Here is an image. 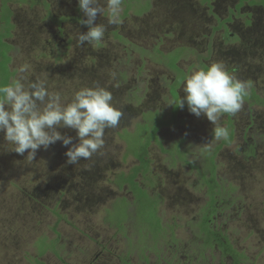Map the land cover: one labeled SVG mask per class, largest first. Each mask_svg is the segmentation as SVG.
Listing matches in <instances>:
<instances>
[{
  "label": "rangeland",
  "instance_id": "1",
  "mask_svg": "<svg viewBox=\"0 0 264 264\" xmlns=\"http://www.w3.org/2000/svg\"><path fill=\"white\" fill-rule=\"evenodd\" d=\"M257 3L264 0H123L120 23L109 25L103 13L96 21L106 26L103 40L81 46L77 34L87 29L76 0H0L2 43L11 46L7 55L0 46V84L27 64L30 80L46 76L66 101L81 87H106L123 113L105 130L104 148L75 165L66 164L60 142L29 159L0 134V264H231L216 250L198 254L211 235L204 232L209 217L244 252L239 264H264V104L250 93L264 97V8ZM213 62L248 85L241 109L220 117L232 136L218 150L226 138L212 139V123L186 104L176 107L185 77ZM161 120L169 127L156 139ZM123 132L148 143L141 185L149 195L138 203L118 177L132 180L139 165ZM207 183L216 184L214 195Z\"/></svg>",
  "mask_w": 264,
  "mask_h": 264
},
{
  "label": "clouds",
  "instance_id": "2",
  "mask_svg": "<svg viewBox=\"0 0 264 264\" xmlns=\"http://www.w3.org/2000/svg\"><path fill=\"white\" fill-rule=\"evenodd\" d=\"M87 31L77 34V44H99L106 32L98 16L107 12V23H120L123 0H76ZM27 64L6 84H0V134L18 156L27 153L34 159L38 151H47L57 142L66 149V164L75 165L90 159L105 146V130L115 128L123 113L113 105V95L106 87L94 83L75 91L66 101L59 91H50L47 78L30 80ZM115 78V73L111 74ZM248 85L226 70L223 62L193 70L185 77L181 109L196 117L204 115L212 123V139H225L227 127L219 123L222 114H235L243 104ZM61 129H70L75 137ZM211 139V140H212Z\"/></svg>",
  "mask_w": 264,
  "mask_h": 264
},
{
  "label": "trees",
  "instance_id": "3",
  "mask_svg": "<svg viewBox=\"0 0 264 264\" xmlns=\"http://www.w3.org/2000/svg\"><path fill=\"white\" fill-rule=\"evenodd\" d=\"M136 1H141V0H136ZM126 6H127L126 10H128L129 7H130V5H127L126 4ZM126 13H127V11L125 12V14ZM7 19L10 20V11L9 10H8ZM5 37H6V35L3 36L0 33V46H3V48H6V50H7L6 51V55H7L8 52L11 50V46L8 47L7 45H5V43H2V42H4ZM3 57H4V55L1 53V50H0V60H2ZM8 63H9V60H8ZM1 66H2V63H0V83L3 82V81H5V78L4 77H5V73H6V72H4V73L1 72ZM171 66L174 67V64H171ZM202 68H206V66H203L202 65ZM8 74H11V72H9ZM250 93H251V95L253 97H255L257 99V100L251 99L254 103L259 104V105L264 104V97L261 99L258 95H256L255 92H253V90ZM244 99H247V98H244ZM175 115H176V113L174 111L172 113V115H171L172 120H175ZM148 123H149L148 121L145 122V124H148ZM163 127H169V121H165V120L159 121V123L157 124V126L154 127L151 135L152 136H155L156 139H157V132L161 128H163ZM229 132L230 133H229L228 137L217 147V150H218L219 147L225 145V143H227V144L230 143V139H231L232 133H231V130ZM129 134L130 133L123 132L122 135H121V138L125 140V142L127 143V146H128V148H129V150H130L131 153H134L135 150L138 151L139 155L132 154V157L137 160V162L139 163V165L136 166V167H134L131 170V173L134 172V175L132 176V180H130L129 178L128 179H124L127 176V174L126 175H118V177L123 179V183H121V184H123V186L126 185L128 191L131 192L132 195L134 196V199H133L132 202L138 203V202H142L143 199L144 198H147L148 195H149L148 192H147V190H143L141 187H139L140 186L139 185V182L136 181V176L140 173V169H141L142 164H144L146 166V168L144 170L143 177H141V180H142L141 184H144L143 181L146 180V178L144 179V175L146 174V171H147L148 165H149V161L147 159V149H148V146L147 145H148V143H144L143 142V144L141 145V142L137 141L134 137H133L134 138L133 140H132V138L129 139ZM134 144H137V147L136 148L133 147ZM210 166L212 167V178H213L214 177V171H213L214 164H213L212 158L210 160ZM117 181H118V179H116V182ZM214 183H215V181H214ZM137 185H139V186H137ZM206 185L208 187L209 194L212 191V193L214 195V192L216 191L214 189H216L217 187H215V188H213V187L216 186V184L214 186H211V183H209V184L207 183ZM118 187L120 188L119 184H118ZM134 192L136 194L140 193L139 198L134 195ZM213 195H210V196H213ZM213 198L214 197H211V199H213ZM213 201L214 200H211V203ZM132 216H135V214L133 213ZM139 217L142 220H144V221L146 220L144 218V216H140V215H137L136 216V220H138ZM211 222H212V219L210 217L208 218V220L206 218V221H205L206 228H205V231L204 232L207 233V234L208 233H211V235H210V237H207V239H205V236L202 237V242L204 240L205 243H206V246L202 247V251H200L198 254L201 257L203 255V253H205L207 250H211L213 248V246H216L217 249H218V251L221 252L223 256L224 255H229V256L231 255V258H232L231 261L234 264H237L236 263V256H234V253H233L235 250L233 248L231 249V244L229 243V241H228V239L226 237H224L220 233H216V230H214V229H212L210 227ZM119 225L120 224H117V226H119ZM141 225H142V223H141ZM204 232H202V233L204 234ZM197 238L198 239H201V238H199V236H197ZM41 254H43V253H40V255ZM198 254H197V256H199Z\"/></svg>",
  "mask_w": 264,
  "mask_h": 264
},
{
  "label": "flooded vegetation",
  "instance_id": "4",
  "mask_svg": "<svg viewBox=\"0 0 264 264\" xmlns=\"http://www.w3.org/2000/svg\"><path fill=\"white\" fill-rule=\"evenodd\" d=\"M231 244V243H230ZM234 249L235 251L233 252L234 253V256H236V263L237 264H239L240 263V261H243L244 260V252H240V251H238L237 249H235V247L231 244V249ZM212 250H216V251H218V249H217V247L216 246H213V248H212ZM219 252V251H218ZM219 254H220V257H221V259H230V260H232V258H231V255L229 256V255H222V253L221 252H219ZM144 257V256H143ZM145 259V258H144ZM232 262V261H231ZM231 264H234L233 262L231 263Z\"/></svg>",
  "mask_w": 264,
  "mask_h": 264
},
{
  "label": "crops",
  "instance_id": "5",
  "mask_svg": "<svg viewBox=\"0 0 264 264\" xmlns=\"http://www.w3.org/2000/svg\"><path fill=\"white\" fill-rule=\"evenodd\" d=\"M258 5H259V4L257 3V6H258ZM259 6H260L261 8H264V5H263V6H262V5H259ZM256 95H257V94H256ZM140 177H141V176H140ZM138 182H139L140 187H141L143 190H147L146 187H144L145 185H144V186L141 185L142 180H141V181H138ZM131 199H132L131 201H133V199H134V196H133V195H132Z\"/></svg>",
  "mask_w": 264,
  "mask_h": 264
}]
</instances>
